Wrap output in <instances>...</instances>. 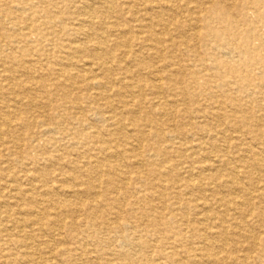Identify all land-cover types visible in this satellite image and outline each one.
<instances>
[{
    "label": "bare ground",
    "instance_id": "1",
    "mask_svg": "<svg viewBox=\"0 0 264 264\" xmlns=\"http://www.w3.org/2000/svg\"><path fill=\"white\" fill-rule=\"evenodd\" d=\"M0 264H264V0H0Z\"/></svg>",
    "mask_w": 264,
    "mask_h": 264
},
{
    "label": "rangeland",
    "instance_id": "2",
    "mask_svg": "<svg viewBox=\"0 0 264 264\" xmlns=\"http://www.w3.org/2000/svg\"><path fill=\"white\" fill-rule=\"evenodd\" d=\"M107 125H108L109 127H112V126L110 125V123H107ZM117 136H119V135H117ZM40 144H41V146H42V145L44 144V142H43V141H40ZM14 168H15V169L17 168V169L21 170L22 167H19V166L16 165ZM19 170H18V171H19ZM20 174L23 175V173H20ZM251 220H252V218H251ZM257 223H258V222H257ZM119 246H120L119 248H123L121 245H119ZM94 260H96V259H94ZM116 262H117V261H116Z\"/></svg>",
    "mask_w": 264,
    "mask_h": 264
}]
</instances>
